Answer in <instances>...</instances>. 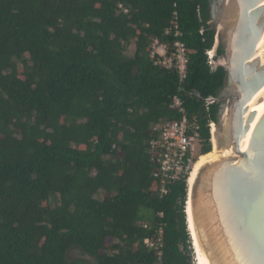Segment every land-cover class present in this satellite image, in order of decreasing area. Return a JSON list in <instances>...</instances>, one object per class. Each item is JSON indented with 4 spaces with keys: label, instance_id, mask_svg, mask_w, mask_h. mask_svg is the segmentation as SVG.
<instances>
[{
    "label": "trees",
    "instance_id": "1",
    "mask_svg": "<svg viewBox=\"0 0 264 264\" xmlns=\"http://www.w3.org/2000/svg\"><path fill=\"white\" fill-rule=\"evenodd\" d=\"M174 12L181 85L149 58L152 39L173 42ZM207 18V0H0V264H88L67 262L72 248L94 264H194L187 185L159 198L148 144L153 124L180 118L179 95L211 151L207 100L225 73L208 64ZM160 224L158 262L143 240Z\"/></svg>",
    "mask_w": 264,
    "mask_h": 264
},
{
    "label": "water",
    "instance_id": "2",
    "mask_svg": "<svg viewBox=\"0 0 264 264\" xmlns=\"http://www.w3.org/2000/svg\"><path fill=\"white\" fill-rule=\"evenodd\" d=\"M207 10L208 60L225 74L207 100L211 151L187 183L194 264H264V112L252 111L264 101V0H207Z\"/></svg>",
    "mask_w": 264,
    "mask_h": 264
},
{
    "label": "built area",
    "instance_id": "3",
    "mask_svg": "<svg viewBox=\"0 0 264 264\" xmlns=\"http://www.w3.org/2000/svg\"><path fill=\"white\" fill-rule=\"evenodd\" d=\"M118 8L123 13H127L121 5ZM164 36L171 37L173 42L163 43L157 38L152 39L149 58L156 66L173 71L181 85L187 77L188 51L181 40L183 35L179 28L177 12L173 13ZM208 64L210 65L209 60ZM170 108L176 111L180 118L174 121L162 120L153 124L151 129L155 137L148 144L151 162L156 166L153 178L158 182L159 198L166 197L170 188L176 183L187 185L193 167L201 156L200 126L196 117L187 115L185 103L179 95L172 97ZM158 217L162 218V213H159ZM142 227L148 229L147 224H143ZM143 245L148 250H153L160 262L163 246L162 224L156 228L153 237L143 240Z\"/></svg>",
    "mask_w": 264,
    "mask_h": 264
},
{
    "label": "rangeland",
    "instance_id": "4",
    "mask_svg": "<svg viewBox=\"0 0 264 264\" xmlns=\"http://www.w3.org/2000/svg\"><path fill=\"white\" fill-rule=\"evenodd\" d=\"M133 53H134V46H133V44H130L126 49V54L128 56H132ZM19 68H21V65H19ZM198 156H199V153H198ZM77 259L85 260L88 262V264H94V261L91 258L84 255L78 249L72 248V249L67 251V253H66V261L67 262H70L72 260H77Z\"/></svg>",
    "mask_w": 264,
    "mask_h": 264
},
{
    "label": "bare ground",
    "instance_id": "5",
    "mask_svg": "<svg viewBox=\"0 0 264 264\" xmlns=\"http://www.w3.org/2000/svg\"><path fill=\"white\" fill-rule=\"evenodd\" d=\"M252 111L255 112L257 114V116L261 115L264 112V101L261 104L255 106ZM213 153H215V152H212V154ZM204 160H205V157H200L199 160L197 161V163L194 165L192 173H191V175L189 177L190 178L189 179V183H191V181L193 180L197 169L204 162Z\"/></svg>",
    "mask_w": 264,
    "mask_h": 264
}]
</instances>
